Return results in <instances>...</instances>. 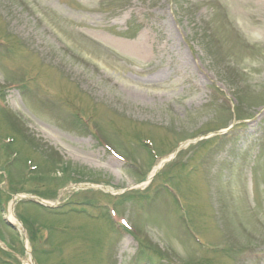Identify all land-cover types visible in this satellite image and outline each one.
<instances>
[{
	"label": "rangeland",
	"instance_id": "rangeland-1",
	"mask_svg": "<svg viewBox=\"0 0 264 264\" xmlns=\"http://www.w3.org/2000/svg\"><path fill=\"white\" fill-rule=\"evenodd\" d=\"M0 40V264H264V0H0Z\"/></svg>",
	"mask_w": 264,
	"mask_h": 264
},
{
	"label": "bare ground",
	"instance_id": "bare-ground-1",
	"mask_svg": "<svg viewBox=\"0 0 264 264\" xmlns=\"http://www.w3.org/2000/svg\"><path fill=\"white\" fill-rule=\"evenodd\" d=\"M121 48L124 49H130L137 55L141 57H148L149 55V39L145 36H141L138 40L131 42V41H122ZM135 96H138V93L131 92ZM89 160V159H88Z\"/></svg>",
	"mask_w": 264,
	"mask_h": 264
}]
</instances>
